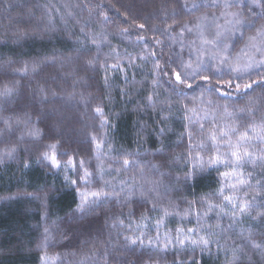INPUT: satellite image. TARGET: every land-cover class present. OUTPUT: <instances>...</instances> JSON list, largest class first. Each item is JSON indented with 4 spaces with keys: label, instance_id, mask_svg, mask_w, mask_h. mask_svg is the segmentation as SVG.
I'll use <instances>...</instances> for the list:
<instances>
[{
    "label": "trees",
    "instance_id": "obj_1",
    "mask_svg": "<svg viewBox=\"0 0 264 264\" xmlns=\"http://www.w3.org/2000/svg\"><path fill=\"white\" fill-rule=\"evenodd\" d=\"M260 61L264 0H0V264H264Z\"/></svg>",
    "mask_w": 264,
    "mask_h": 264
},
{
    "label": "snow or ice",
    "instance_id": "obj_2",
    "mask_svg": "<svg viewBox=\"0 0 264 264\" xmlns=\"http://www.w3.org/2000/svg\"><path fill=\"white\" fill-rule=\"evenodd\" d=\"M105 18L107 19V17H105ZM140 27L142 28L143 25H140ZM259 63H264V61H260ZM189 67H190V65H189ZM250 67H252L251 64L247 65L246 66V69L247 68H250ZM233 70L234 71H238L239 69H233ZM172 75L174 76L176 82H178V83H185V81L182 79V76H181V73L180 72L173 71L172 72ZM205 79H207V77H205ZM262 82H264V78H262ZM253 83H256V81H254ZM188 86L191 87V85H188ZM237 87H239V85H237ZM250 87H251V85H245V88H250ZM10 93H11V90H7L6 89L3 94L8 95ZM99 111H100V109H97V112H99ZM5 124H6V126L9 129H11V124H9L7 121H5ZM28 134L35 136L38 133L36 131H30ZM221 135L223 137H227L228 136V133L227 132H223V133H221ZM210 139L215 144L217 137H216L215 134H211L210 135ZM247 140H248L247 133H244V134H242L238 138V140L235 143L229 142V145H228V147L230 149V152L228 154V157L229 158H225L223 156V154H220L219 153V150H218V147H217V155H215L213 157H210L209 160H208V164H210V165L224 164L225 166L234 165L235 167H234L232 173L225 172L222 175L224 177H226V178L229 177V176H232V175H241L242 176L243 174L240 173L238 171V169L242 166V163L243 162L248 161V160H252L254 158V155H255L254 153L249 152L247 150V148L243 146L247 142ZM49 147L50 148H54L55 145H50ZM199 147L203 148L204 146L203 145H199ZM13 151H15V148L14 147L11 148V149H8L5 154L11 155V153ZM45 158L46 159L49 158L47 153H45ZM51 159L53 160V163L55 165L56 164L55 156H52ZM69 163H71V161H69ZM127 163L128 162L125 161V164H127ZM88 175H89V173L85 172V177H87ZM237 183L242 185V184L247 183V181L244 180V179H240V180H238ZM231 187L233 189H235L237 187V185L236 184H233V185H231ZM93 195H98V193H93ZM220 195L223 196L224 201L228 202L229 204H232L233 208L236 207V204L234 203V201H235V197L234 196H224L223 189H221ZM248 207H249V204L247 202H245V203L240 204L239 210L241 212H244ZM234 214L235 213H233V215ZM189 231H191V230H189ZM180 243L182 244L183 241H180ZM192 243L193 244H196L197 241L193 240ZM199 243H203V244L207 245L208 244V241L207 240H204L203 238H201V240L199 241ZM254 247H260V245H254Z\"/></svg>",
    "mask_w": 264,
    "mask_h": 264
},
{
    "label": "rangeland",
    "instance_id": "obj_3",
    "mask_svg": "<svg viewBox=\"0 0 264 264\" xmlns=\"http://www.w3.org/2000/svg\"><path fill=\"white\" fill-rule=\"evenodd\" d=\"M204 23V22H203ZM206 25V24H205ZM205 25L204 24H202L201 23V26L202 27H200V26H198L200 29L199 30H201V28H205ZM208 29V28H207ZM207 29H205L204 30V32H207ZM208 33H211V31L210 30H208ZM218 36V35H217ZM219 37V36H218ZM257 40H260L261 39V37L260 36H257V38H256ZM8 118V117H7ZM2 119H3V115H2V113H0V120L2 121ZM5 119V118H4ZM5 121H7L6 119L5 120H3L1 123V127L3 126V128L8 132L9 131V128L6 126V124H5ZM8 122V121H7ZM9 124H11V125H13L14 124V122H12V121H10V122H8ZM15 126V125H14ZM1 136V135H0ZM2 147H1V145H0V157H2L1 155H4V156H6V154H5V151L3 150V149H1ZM3 158V157H2ZM128 165V164H127ZM126 165V166H127ZM125 168V167H124ZM138 170H140V168L138 169ZM140 172H141V170H140ZM162 194H165L163 191H162ZM161 195V194H160ZM162 196V195H161Z\"/></svg>",
    "mask_w": 264,
    "mask_h": 264
}]
</instances>
